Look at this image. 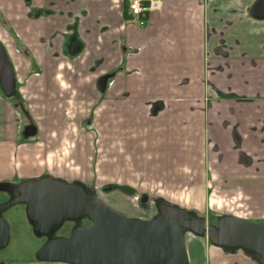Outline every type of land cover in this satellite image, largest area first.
Here are the masks:
<instances>
[{
    "label": "crops",
    "instance_id": "1",
    "mask_svg": "<svg viewBox=\"0 0 264 264\" xmlns=\"http://www.w3.org/2000/svg\"><path fill=\"white\" fill-rule=\"evenodd\" d=\"M27 1L0 0V44L28 109L23 119L0 93V183L50 175L144 199L194 195L196 207L215 183L218 204L242 200L264 220L259 0H162L145 27L130 0ZM185 243L189 264H257L207 237Z\"/></svg>",
    "mask_w": 264,
    "mask_h": 264
},
{
    "label": "water",
    "instance_id": "2",
    "mask_svg": "<svg viewBox=\"0 0 264 264\" xmlns=\"http://www.w3.org/2000/svg\"><path fill=\"white\" fill-rule=\"evenodd\" d=\"M256 19H264V0L252 10ZM81 51L79 45L73 54ZM113 75L102 77L99 88L104 91ZM0 87L6 97L17 95L14 70L0 44ZM37 133L29 126L24 137ZM0 192L12 197L0 203V212L18 205L26 207L33 233L48 240L37 251L36 259L44 263L63 264H189L185 236L188 233L207 237L215 246L229 251L242 250L264 264V226L239 217H226L218 226H208L203 218L175 206L161 203L154 220H134L108 205L95 193L75 182L54 177L25 180L16 186L0 183ZM76 225L66 237H54L66 223ZM11 239L9 222L0 218V251Z\"/></svg>",
    "mask_w": 264,
    "mask_h": 264
},
{
    "label": "rangeland",
    "instance_id": "3",
    "mask_svg": "<svg viewBox=\"0 0 264 264\" xmlns=\"http://www.w3.org/2000/svg\"><path fill=\"white\" fill-rule=\"evenodd\" d=\"M33 139L34 138H32V140ZM89 189H91L92 192L104 200L108 205L112 206L119 212L126 214L134 220L156 219L159 216V205L161 203L175 206L185 210L189 214L203 218L208 222V225L216 223V219L222 220L223 217H226V214H229L226 212L227 209H229L231 212L230 207H223L222 205L218 204V198H216L215 195L208 198L202 207H196L194 205V201H196L194 195L188 199L185 197H181L179 199L176 197L163 198L157 197L155 195L150 196V198L146 197L144 199L143 195H141L139 192H124L122 190L115 191L114 189V191H110L97 184L95 187L90 186ZM10 199L11 198L5 195V193H0V203H6ZM233 212L234 211H232V213ZM2 217L6 219L11 226V239L8 247L0 251V264H47L37 261L35 256L37 251L45 244L48 239L46 237H37L33 233V228L27 219L26 207L24 205L15 206L6 212H3ZM76 225L84 224L81 221L79 223L67 224L66 226L64 225L62 229L54 234V237L63 235L67 236L71 233ZM85 226L88 225L85 224ZM203 238L206 239V237ZM34 260H36V262H33Z\"/></svg>",
    "mask_w": 264,
    "mask_h": 264
},
{
    "label": "flooded vegetation",
    "instance_id": "4",
    "mask_svg": "<svg viewBox=\"0 0 264 264\" xmlns=\"http://www.w3.org/2000/svg\"><path fill=\"white\" fill-rule=\"evenodd\" d=\"M29 2H31L30 0H28ZM131 1V0H130ZM127 12V11H126ZM127 15H128V13H127ZM256 19V18H255ZM258 20H264V19H258ZM148 24V23H147ZM146 24V25H147ZM145 25V26H146ZM145 26H140V27H145ZM78 45V44H77ZM75 46V45H74ZM73 46V47H74ZM80 46V45H79ZM72 47V48H73ZM81 47V46H80ZM72 48H71V53H72ZM80 53V52H79ZM73 54V53H72ZM17 89V88H16ZM0 93H2V94H4L3 93V91H2V89H1V87H0ZM5 95V94H4ZM19 96V93H18V91H17V95L16 96H14V97H12V98H10V99H13V101H14V103H16V109L18 110V112L23 116V119L24 118H26V116L27 115H25V113L23 112V110H21V108H19L20 107V104H23L22 102H21V100H20V96H19V98H17ZM8 98V97H7ZM19 106V107H18ZM30 126V124H28V123H25V126H24V128H23V138L24 139H30L31 137H29V138H25L24 137V132H25V130H26V128L27 127H29ZM236 139V138H235ZM243 147V145L241 144V142L240 141H235L234 142V149L236 150V151H240L241 149H243L242 148ZM218 147L215 145H213V143H212V150H213V152H216V149H217ZM221 156V155H220ZM223 158H221V160H222ZM252 160H253V158L251 159L250 158V161L249 162H251L252 163ZM256 160V159H255ZM254 161V160H253ZM256 162L258 163V164H260V163H262L263 162V159H257L256 160ZM260 162V163H259ZM46 177H53V176H46ZM55 178V177H54ZM22 181H18V182H9V183H6V184H9V185H11V186H16V185H18L19 183H21ZM210 191H212L213 192V195H215L216 196V192H217V187H216V185H215V183H211V186H210ZM0 193H5V195H7L8 197H12V195H11V193L10 192H0ZM94 193V192H93ZM3 203V202H2ZM220 205H222L223 207L224 206H226V207H230L231 208V212H230V210L229 209H227V213H229V214H226V217H239V218H242V219H245V220H248V221H252V222H255V223H257V224H260V225H262V226H264V220L263 221H259V220H255V219H251V218H248L247 216H248V212H246V208H245V206H244V202H242V200L241 201H239V202H232V201H224V200H222V202H221V204ZM231 205H233V206H231ZM232 211H234L233 213H232ZM236 211V212H235ZM2 212H0V218H3L2 217ZM226 217H223V218H226ZM222 218V219H223ZM83 222V224L85 225H89L90 224V222H88L87 220H84V221H82ZM219 222H220V219H216V223H212V224H209L208 226H218L219 225ZM67 224H74V223H66L65 224V226L67 225ZM207 224H208V222H207ZM64 227V226H63ZM62 227V228H63ZM61 228V229H62ZM59 231V230H58ZM69 235V234H68ZM67 235V236H68ZM57 237H66V236H57ZM47 238V237H46ZM48 239V238H47ZM210 241V240H209ZM210 243H212L211 241H210ZM213 244V243H212ZM224 250H226V249H224ZM234 251H236V250H234ZM240 251V250H239ZM228 252H233V251H228ZM242 252V251H241ZM243 253L248 257V258H250L252 261H254L255 263H257V264H261V262L258 260V258L257 257H255L254 255H251V254H249V253H246V252H244L243 251Z\"/></svg>",
    "mask_w": 264,
    "mask_h": 264
},
{
    "label": "built area",
    "instance_id": "5",
    "mask_svg": "<svg viewBox=\"0 0 264 264\" xmlns=\"http://www.w3.org/2000/svg\"><path fill=\"white\" fill-rule=\"evenodd\" d=\"M162 0H131L129 3L130 14L140 18L139 26L147 24L148 15L161 10Z\"/></svg>",
    "mask_w": 264,
    "mask_h": 264
},
{
    "label": "trees",
    "instance_id": "6",
    "mask_svg": "<svg viewBox=\"0 0 264 264\" xmlns=\"http://www.w3.org/2000/svg\"><path fill=\"white\" fill-rule=\"evenodd\" d=\"M27 3H28V5L29 6H31V2H29V1H27ZM126 15H127V12H126ZM128 16V15H127ZM129 17V16H128ZM17 98H19V96L17 97ZM19 107V106H18ZM19 108H21V110H23V112L25 113V115H27L28 114V109H27V107L24 105V104H20V107ZM87 191L89 192V193H93L92 191H91V189H89V188H87ZM226 251H229V250H227L226 249ZM234 251V250H233ZM37 260V259H36Z\"/></svg>",
    "mask_w": 264,
    "mask_h": 264
}]
</instances>
